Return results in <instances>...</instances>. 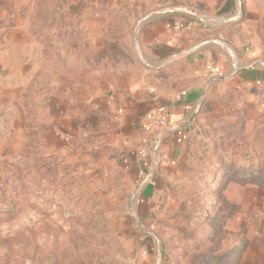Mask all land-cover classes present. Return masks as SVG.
<instances>
[{"label":"rangeland","instance_id":"374dc122","mask_svg":"<svg viewBox=\"0 0 264 264\" xmlns=\"http://www.w3.org/2000/svg\"><path fill=\"white\" fill-rule=\"evenodd\" d=\"M171 17L264 69V0H0V264H264V82L203 97L138 171L103 108Z\"/></svg>","mask_w":264,"mask_h":264},{"label":"crops","instance_id":"0c3cea01","mask_svg":"<svg viewBox=\"0 0 264 264\" xmlns=\"http://www.w3.org/2000/svg\"><path fill=\"white\" fill-rule=\"evenodd\" d=\"M189 21V20H188ZM166 18L149 28V64L143 79L116 90L102 99L111 115H126L134 128V145L149 139L148 128L156 119L167 124L163 137L175 143L179 133L198 108L203 97L235 90L238 94L264 82L262 64L252 55H231L208 39L184 36V29L197 26L192 21ZM258 92V91H257ZM250 93L264 108L263 94ZM142 146V148H144Z\"/></svg>","mask_w":264,"mask_h":264},{"label":"built area","instance_id":"2783aa9c","mask_svg":"<svg viewBox=\"0 0 264 264\" xmlns=\"http://www.w3.org/2000/svg\"><path fill=\"white\" fill-rule=\"evenodd\" d=\"M166 130H167V124L165 120L162 118L156 119L154 124L149 126L148 128L149 136H151V133H154L155 136L154 138L149 137L147 146L144 147V154L149 155V157L153 156L152 153L157 149L158 142L161 140Z\"/></svg>","mask_w":264,"mask_h":264},{"label":"trees","instance_id":"16d2710c","mask_svg":"<svg viewBox=\"0 0 264 264\" xmlns=\"http://www.w3.org/2000/svg\"><path fill=\"white\" fill-rule=\"evenodd\" d=\"M147 143H148V140H147V142L144 141L142 143L137 144L135 146L136 149L133 151V153H134V156H133L134 163L133 164H134V167L137 168L136 171H138L139 168L141 167V165H140L142 162L141 159L145 156L142 146L146 145Z\"/></svg>","mask_w":264,"mask_h":264}]
</instances>
